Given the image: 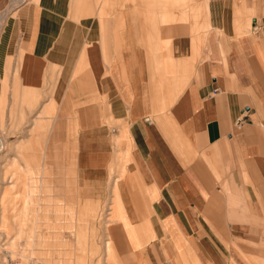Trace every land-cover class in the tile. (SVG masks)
Masks as SVG:
<instances>
[{
	"label": "crops",
	"instance_id": "crops-1",
	"mask_svg": "<svg viewBox=\"0 0 264 264\" xmlns=\"http://www.w3.org/2000/svg\"><path fill=\"white\" fill-rule=\"evenodd\" d=\"M166 1L155 4L151 34L127 9L120 29L103 21V41L97 16L75 20L66 1L53 0L52 17L35 6L26 26H6L0 55L27 39L20 81L43 90L65 41L57 93L83 102L74 148L86 180L107 182L122 147L120 222L108 231L107 256L117 261L126 232L137 248L129 264H264V31L253 30L264 25V0H173L174 9ZM210 24L196 54L199 26ZM85 39L87 69L76 79Z\"/></svg>",
	"mask_w": 264,
	"mask_h": 264
},
{
	"label": "rangeland",
	"instance_id": "rangeland-1",
	"mask_svg": "<svg viewBox=\"0 0 264 264\" xmlns=\"http://www.w3.org/2000/svg\"><path fill=\"white\" fill-rule=\"evenodd\" d=\"M52 1L7 0L0 7V39L7 25L10 27L20 22L22 26H26L32 19L35 6L44 8L43 18L52 17ZM59 1L67 2L75 20L97 16L103 41L104 23L109 21L111 25L114 20L113 31L120 29L124 25L125 14L120 17L118 14L127 9L135 16V25L151 34L149 24L153 23L155 4L163 8L168 2ZM200 1L207 5V0ZM172 2L173 0H169V7L177 8ZM189 4L187 2L181 5ZM128 10L127 16L130 17ZM199 27L196 54L206 43L211 24ZM27 35L28 33L25 37ZM190 36L194 43L193 35ZM88 40L91 41L85 39L75 49L81 52L73 74L76 79L87 69L85 50ZM151 41L158 43L156 39ZM46 42L48 43V39L43 37L41 46H45ZM27 43V39L22 41L19 50L16 46L8 60L0 55V264H129L137 248L129 247L128 243L132 241L126 232L124 239H120L123 244L125 242V247L116 248L117 261L107 256L106 250L108 231L112 234L113 227L120 222L115 221L118 217L115 213L117 193L114 179L125 176L124 166H120V161L123 163L120 157H123L118 156L122 147L118 143L115 145L112 164L108 167L107 182L86 180L80 165L78 147L74 148L75 132L80 126L74 116L83 102L80 100L70 103L68 97L59 102L60 92L57 93L59 67L62 65L57 58L65 53L66 42L62 41L54 47L60 54L50 62L46 75L49 84L43 90L21 84L16 62L22 58ZM118 124L119 122H115L111 126ZM128 162L129 160L126 163ZM20 169L25 176L20 177ZM14 188L16 194L13 192ZM94 210L98 214H93ZM154 237L144 238L146 242L140 247L148 244ZM92 245L96 247L95 250Z\"/></svg>",
	"mask_w": 264,
	"mask_h": 264
},
{
	"label": "built area",
	"instance_id": "built-area-1",
	"mask_svg": "<svg viewBox=\"0 0 264 264\" xmlns=\"http://www.w3.org/2000/svg\"><path fill=\"white\" fill-rule=\"evenodd\" d=\"M253 30L255 32L264 31V25L255 24L254 27H253ZM241 121H242V118L239 120V122H241Z\"/></svg>",
	"mask_w": 264,
	"mask_h": 264
}]
</instances>
